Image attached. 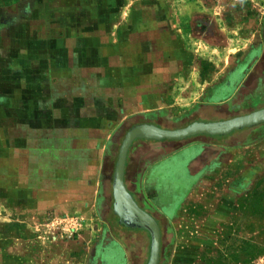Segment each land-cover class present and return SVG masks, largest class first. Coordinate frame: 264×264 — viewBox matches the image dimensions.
Here are the masks:
<instances>
[{
	"label": "crops",
	"instance_id": "0c3cea01",
	"mask_svg": "<svg viewBox=\"0 0 264 264\" xmlns=\"http://www.w3.org/2000/svg\"><path fill=\"white\" fill-rule=\"evenodd\" d=\"M126 2L17 0L0 7V207L32 213V220L48 211L74 216L80 232L91 229L86 244L99 233L93 210L103 198L113 135L124 120L143 115L146 119L138 122L177 128L199 117L239 115H200L197 106L238 109V102L247 103L251 93L264 99L260 31L255 29L243 44L225 50L226 65L234 57L235 63L247 64L241 66L244 73L238 82L226 80V94L232 84L233 91L223 102H202L198 71L182 84L187 67L197 70L198 64L194 66L176 35L155 31L150 22L165 25L167 16L153 12L147 23L140 13H125ZM91 8L93 14L87 11ZM249 82L254 83L252 89L240 94L238 89ZM214 89L209 93L213 97ZM236 95L232 105L226 102ZM156 114L165 119L154 118ZM248 128L183 138H133L124 182L138 204L157 219L163 235L164 229L174 227L187 197L226 169V148L232 146L226 136L238 137ZM162 218L169 226L162 225ZM143 231L131 232L139 253L150 244L149 232ZM116 236L111 234L106 242L95 239L102 254L96 249L90 264H120L117 248L125 249L127 259L128 245ZM140 236L144 239L138 241Z\"/></svg>",
	"mask_w": 264,
	"mask_h": 264
},
{
	"label": "rangeland",
	"instance_id": "374dc122",
	"mask_svg": "<svg viewBox=\"0 0 264 264\" xmlns=\"http://www.w3.org/2000/svg\"><path fill=\"white\" fill-rule=\"evenodd\" d=\"M127 2L123 11L140 13L146 21L149 17L153 18L151 14L153 12L167 16L165 25H162V22L159 25L158 20L150 19L147 23L150 21L156 27L155 31L166 29L171 38L176 35L187 52L192 55L194 66L198 64L197 70L187 67L182 84L185 86L189 79H193L192 74L198 71V85L203 90L199 94V100L202 102H223L222 100L235 87L232 84L226 94V80L238 82L244 73L241 66L247 65L246 61L237 64L234 57L226 65L225 50L230 48V45H235L233 43L243 44V38L255 29L264 36V0H127ZM2 6L0 0V7ZM90 6H93V3L89 4L88 8ZM87 11L94 13L92 8ZM158 17L157 14L156 18ZM89 28L88 22L84 29ZM107 40L111 44L112 40L110 38ZM253 46L256 47L255 44ZM245 70L247 71V68ZM245 84L238 89L240 94L254 86V83L247 84L246 87ZM213 86L214 97L209 94ZM253 94H249L251 99L249 98L247 103L238 102L236 105L238 109L234 107L229 109L222 105L219 108L215 106L214 111H211L206 106L202 108L197 106V111L200 115L208 114L214 117L245 113L264 105V99ZM238 97L239 95H236L234 99L226 102L232 105L230 102L238 100ZM145 117L135 115L127 118L119 126L118 132L114 133L108 160L110 174L102 190L103 198L93 210L94 222H97L100 228L95 239L103 238L106 242L111 234L115 235L116 232V237L128 245L127 259L124 255L125 249L123 251L117 248L116 256L120 257V264H126L127 261L129 264H145L149 254V247L139 253V246L137 249L136 245L135 248L132 246L134 237L132 230L144 232V229L131 228L119 223L117 215L112 210L111 194V177L123 134L130 125L146 119ZM154 118L165 119L159 114ZM210 119L217 118H198ZM235 131L237 130L232 132ZM226 142L232 145L226 148V169L204 189L199 190L202 191L201 195H198L200 192L197 191L194 197H187L180 213L175 216L174 227L164 229L159 264H221L222 261H226V253L242 254L243 248H248L246 240L257 243L262 249V252L248 264H264V215L252 213L250 210L240 211L237 203L239 197L249 192L258 180L264 181V124L248 128L239 133L238 137L226 136ZM229 159L230 161H227ZM259 187L264 188V182H261ZM32 215L14 206L0 207V264H90L96 249L98 256L102 254V249L95 247L94 238L86 244V240L89 239L87 236H92L91 229L80 232L75 225L76 217L62 214L58 216L48 211L41 214L39 219L32 220ZM62 218L73 221L52 223ZM162 219V225L169 226L166 220ZM117 225L123 226L125 230H120ZM140 237L137 238L138 241L144 239L143 236ZM123 246L125 248V245ZM96 264L101 263L98 261Z\"/></svg>",
	"mask_w": 264,
	"mask_h": 264
},
{
	"label": "water",
	"instance_id": "95a60500",
	"mask_svg": "<svg viewBox=\"0 0 264 264\" xmlns=\"http://www.w3.org/2000/svg\"><path fill=\"white\" fill-rule=\"evenodd\" d=\"M262 122H264V107L220 120H194L177 128H165L153 122L144 121L135 123L126 130L120 142L112 172V210L117 215L119 223L146 229L149 232V254L145 264H158L159 262L161 228L157 219L138 204L124 182L127 149L133 138H183L198 133L227 134L233 130L252 127Z\"/></svg>",
	"mask_w": 264,
	"mask_h": 264
},
{
	"label": "trees",
	"instance_id": "16d2710c",
	"mask_svg": "<svg viewBox=\"0 0 264 264\" xmlns=\"http://www.w3.org/2000/svg\"><path fill=\"white\" fill-rule=\"evenodd\" d=\"M15 1L17 0H2L4 4H10ZM261 182L264 181H262L261 179L258 180L249 192H246L239 197L237 203H238V209L240 211L250 210L252 213L264 215V188L259 187V184ZM245 244L248 245V248L247 247L243 248L242 254H240V252L226 253V261H222L221 264H230V263L248 264L251 260H253L258 254L262 252V249L258 246L257 243L246 240ZM162 247H163V231L161 229V250H160L159 261L161 260Z\"/></svg>",
	"mask_w": 264,
	"mask_h": 264
},
{
	"label": "built area",
	"instance_id": "2783aa9c",
	"mask_svg": "<svg viewBox=\"0 0 264 264\" xmlns=\"http://www.w3.org/2000/svg\"><path fill=\"white\" fill-rule=\"evenodd\" d=\"M65 220H66V222H71V223H72V221H73V220H70V219L67 220V218H62V219H60V220L53 221L52 223L61 222V221L63 222V221H65ZM71 223H70V224H71Z\"/></svg>",
	"mask_w": 264,
	"mask_h": 264
},
{
	"label": "flooded vegetation",
	"instance_id": "af4514ba",
	"mask_svg": "<svg viewBox=\"0 0 264 264\" xmlns=\"http://www.w3.org/2000/svg\"><path fill=\"white\" fill-rule=\"evenodd\" d=\"M159 223V222H158Z\"/></svg>",
	"mask_w": 264,
	"mask_h": 264
}]
</instances>
